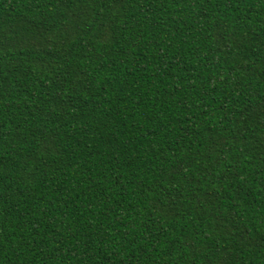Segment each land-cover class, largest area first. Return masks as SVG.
Masks as SVG:
<instances>
[{
  "label": "trees",
  "instance_id": "1",
  "mask_svg": "<svg viewBox=\"0 0 264 264\" xmlns=\"http://www.w3.org/2000/svg\"><path fill=\"white\" fill-rule=\"evenodd\" d=\"M0 264H264V0H0Z\"/></svg>",
  "mask_w": 264,
  "mask_h": 264
}]
</instances>
